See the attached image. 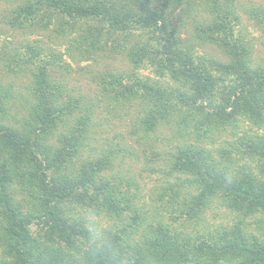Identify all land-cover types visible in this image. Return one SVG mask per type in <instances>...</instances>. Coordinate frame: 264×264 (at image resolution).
Here are the masks:
<instances>
[{
	"label": "trees",
	"instance_id": "obj_1",
	"mask_svg": "<svg viewBox=\"0 0 264 264\" xmlns=\"http://www.w3.org/2000/svg\"><path fill=\"white\" fill-rule=\"evenodd\" d=\"M180 3L10 0L15 29L55 27L58 37L70 40L68 51L85 62L115 53L127 58L133 70L107 74L106 90L114 92L115 100L142 98L148 105V130L154 131L159 122L177 128L181 141L167 155L169 175L183 176L186 182L158 194L160 205L174 208L183 203L179 215L165 223L155 220L158 214L148 216L137 207L131 183L123 189L103 179L114 152L91 156L74 169L91 108L77 120L78 126H69L81 100L69 91L64 100V89L52 80L60 55L51 52L55 62H36L42 52L30 45L25 46L32 54L29 60L17 48L5 52L0 76L15 77L31 68L34 103H27L19 128L7 124L12 88L1 83L0 264H264V66H252L251 49L235 35L234 11L220 7L218 0L210 5V22L198 31L229 60L202 62L187 45L178 48L168 23L171 7ZM252 16L264 26V8L254 9ZM143 66L164 83L141 77ZM240 119L250 129L245 127L220 151L207 148L216 133L231 129L235 137ZM61 127L65 132H59ZM182 186L187 200L181 199ZM216 199L235 213V223L208 233H187L188 226L203 225ZM103 215L115 221L108 230H99L91 221Z\"/></svg>",
	"mask_w": 264,
	"mask_h": 264
},
{
	"label": "rangeland",
	"instance_id": "obj_2",
	"mask_svg": "<svg viewBox=\"0 0 264 264\" xmlns=\"http://www.w3.org/2000/svg\"><path fill=\"white\" fill-rule=\"evenodd\" d=\"M211 3L212 0H181L180 5L171 7L168 26L175 30L177 47L186 49L187 45L196 59L202 62H208L210 59L227 62L229 60L227 53L213 43L204 42L200 38L202 34L198 31L200 25L204 26L212 18L209 9ZM218 4L222 8L229 7L234 11L237 17L236 23H238L235 35L242 38L244 44L251 49L252 66H264V26L252 16L254 9L264 8V0H218ZM14 8L10 5V0H0V69L4 68L6 62L2 59L5 52L14 53L16 48L21 57L31 59L32 54L27 51L26 45L34 46L42 52L36 58V62L40 59L53 62L51 52L60 55L58 61H54L52 80L64 89V100H68L67 91L81 100L80 108L75 110L69 126H78L77 120L86 115L91 108L88 130L82 135V154L75 161L73 168L80 167L82 162L91 156L96 158L105 153L114 152L112 168L102 172L103 179L111 185H120L123 189L128 188L127 182L131 183L130 191L137 192L138 195V201L135 203L137 207L143 208L148 216L158 214L155 220L171 222L176 215H179L178 210L183 203L171 208L164 204L160 205L157 198L163 188L177 185L180 183L178 181H185L183 176L169 175L167 160V155L173 152L181 141L180 134L171 123L159 122L158 128L154 131L148 130L147 124H144L148 105L142 98L131 102L115 100L114 92L109 93L106 90L109 88L107 74L127 75L133 70L127 58L115 53L102 60L82 61L74 51H68L67 46L70 40L67 37H58L55 27L47 30H40L36 27L35 30L30 31L15 29L11 26V12ZM138 33L140 32L136 34ZM2 73L0 70V74ZM138 73L145 79L164 83V80L156 78L151 68L143 66ZM1 83H6L4 86L12 88L10 90L13 96L12 108L6 123L15 124L19 128L20 120L27 115V109L30 106L27 103H34L30 96L32 94L30 90L34 85L32 69L15 77L14 74L6 75V77L2 75L0 85ZM218 99L221 101L220 98ZM240 120V130L238 134L235 133V137L231 129L224 133H216L214 134L215 140L212 144H208L207 148L215 152L220 151L226 143L237 139L238 135L241 136L245 127L246 130L250 129L251 126L245 119ZM59 132L63 133L65 129L61 127ZM58 133L54 142L57 141ZM262 133L264 134V128ZM241 162L246 163L244 160ZM254 165H252L253 168ZM185 188L181 187L182 200H187L189 197H186ZM109 218L103 215L93 217L91 221L98 225L99 230H108L115 223ZM236 219L235 213L229 211L221 200L216 199L206 210L203 225L196 229H193L194 225H191L185 228V231L187 233L193 231L199 234L208 233L221 225H233ZM174 226L178 228L179 224H174Z\"/></svg>",
	"mask_w": 264,
	"mask_h": 264
}]
</instances>
